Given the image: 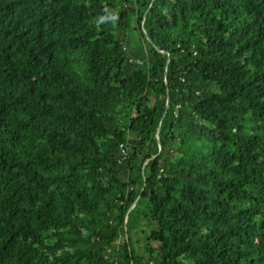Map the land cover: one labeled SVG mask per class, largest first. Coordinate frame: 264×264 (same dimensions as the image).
I'll list each match as a JSON object with an SVG mask.
<instances>
[{"label":"trees","instance_id":"16d2710c","mask_svg":"<svg viewBox=\"0 0 264 264\" xmlns=\"http://www.w3.org/2000/svg\"><path fill=\"white\" fill-rule=\"evenodd\" d=\"M0 264H264V0H0Z\"/></svg>","mask_w":264,"mask_h":264},{"label":"rangeland","instance_id":"374dc122","mask_svg":"<svg viewBox=\"0 0 264 264\" xmlns=\"http://www.w3.org/2000/svg\"><path fill=\"white\" fill-rule=\"evenodd\" d=\"M147 231V227H138L137 229H132L130 232L131 241L134 247L139 250L143 245V239L145 237V232Z\"/></svg>","mask_w":264,"mask_h":264},{"label":"water","instance_id":"95a60500","mask_svg":"<svg viewBox=\"0 0 264 264\" xmlns=\"http://www.w3.org/2000/svg\"><path fill=\"white\" fill-rule=\"evenodd\" d=\"M156 136H157V138H158V140H159V129L157 130ZM134 204H135V203H134ZM133 206H134V205H132V207H133ZM132 207H131V208H132ZM131 208H130V209H131ZM130 209H129V210H130ZM125 227L127 228V216H126V221H125Z\"/></svg>","mask_w":264,"mask_h":264}]
</instances>
